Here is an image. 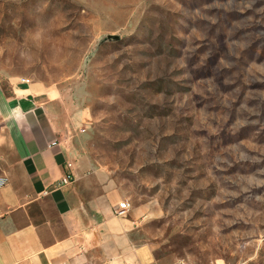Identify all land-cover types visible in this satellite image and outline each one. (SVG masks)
<instances>
[{"label": "rangeland", "instance_id": "374dc122", "mask_svg": "<svg viewBox=\"0 0 264 264\" xmlns=\"http://www.w3.org/2000/svg\"><path fill=\"white\" fill-rule=\"evenodd\" d=\"M53 87L157 257L264 264V0H0V79Z\"/></svg>", "mask_w": 264, "mask_h": 264}, {"label": "crops", "instance_id": "0c3cea01", "mask_svg": "<svg viewBox=\"0 0 264 264\" xmlns=\"http://www.w3.org/2000/svg\"><path fill=\"white\" fill-rule=\"evenodd\" d=\"M69 129L53 87L0 79V264H182L142 240L134 209L115 212L125 198Z\"/></svg>", "mask_w": 264, "mask_h": 264}, {"label": "built area", "instance_id": "2783aa9c", "mask_svg": "<svg viewBox=\"0 0 264 264\" xmlns=\"http://www.w3.org/2000/svg\"><path fill=\"white\" fill-rule=\"evenodd\" d=\"M22 81L29 82L30 79L28 77H21ZM73 179V174L70 171L65 172L59 179L58 182L56 183L57 185L59 184H64L67 182H70ZM4 182V177H0V185ZM131 207V203L128 199H125L122 203H120L118 206L115 207V212L117 214H123L127 212ZM186 264V263H182Z\"/></svg>", "mask_w": 264, "mask_h": 264}]
</instances>
